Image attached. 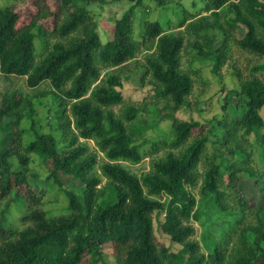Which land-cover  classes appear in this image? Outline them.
Here are the masks:
<instances>
[{"label":"trees","instance_id":"obj_1","mask_svg":"<svg viewBox=\"0 0 264 264\" xmlns=\"http://www.w3.org/2000/svg\"><path fill=\"white\" fill-rule=\"evenodd\" d=\"M51 1L57 4L58 12L44 8L37 0V14L19 28L14 8H0V76L26 77L30 89L43 82L50 87L30 96L17 90L3 94L0 127L8 118H28L34 138L18 154V164L27 165V154L35 153L44 160L51 159L55 171L78 179L84 187L79 193L63 189L69 212L48 217L37 207L40 198L25 173L14 171L7 161L9 152L0 148V202L13 194L27 207L21 217L24 227L17 231L3 226L5 211L1 212L0 264H96L105 253L114 257L115 264H264V137L260 135L264 126L260 114L264 81L257 77L241 80L240 102L230 106L224 118H215L206 134L194 137L188 144L198 123L171 116V146L179 151L152 160L147 173L137 177L118 163L137 164L142 159L140 145L134 139L138 130L131 131L125 124L136 118L138 109L124 105L121 92L122 74L130 71L128 64L136 54L151 51L141 63H133V70L149 75L156 94L170 102L174 111L180 109L187 104L192 89L190 76L180 69L186 39L195 52L194 59L213 60L214 67L226 58L225 49L231 40L240 49L263 57L264 0H201L207 15L184 19L179 25L183 31L176 33L165 32L157 21L146 22L141 40L133 37V15L146 0H97L99 5L121 1L131 4L114 21L112 38L106 43L100 41L96 17L89 8L95 0ZM147 1L160 7L167 4V0ZM50 16L54 25L49 35L56 40L47 47V33L38 21ZM35 30L46 49L39 58ZM238 30L240 38L235 35ZM251 70L264 77V64L253 65ZM44 96L57 102L56 127L52 132L39 133L34 129L35 101ZM120 104L123 108L117 116L112 108ZM218 130L222 132L218 141L221 155L228 157L210 161L197 201L190 191L196 185L195 169L208 136ZM80 140H92L103 155L99 170L106 182L100 186L92 172L96 156ZM251 145L256 149L258 168L253 166L248 150ZM239 174L257 183L253 198L247 197ZM22 187L25 192L20 191ZM259 194L261 205L257 207L259 202L254 198ZM163 196V201L156 199ZM253 208L257 210L253 223L241 226V218ZM161 214L160 230L180 245L178 251L172 252L156 240L154 222ZM210 214L228 228L239 230L235 249L227 251L224 235L216 237L209 227L202 236L205 252L191 238L194 229L190 222L208 224Z\"/></svg>","mask_w":264,"mask_h":264},{"label":"rangeland","instance_id":"obj_2","mask_svg":"<svg viewBox=\"0 0 264 264\" xmlns=\"http://www.w3.org/2000/svg\"><path fill=\"white\" fill-rule=\"evenodd\" d=\"M37 0H0V8L4 6H12L18 15L17 27L27 25L38 10L36 7ZM39 3L53 13L58 12L57 4L51 0H39ZM95 2L89 6L94 12L97 23V32L102 43H106L112 38L114 21L119 19L124 12L131 6L130 3L121 2H106L99 5ZM208 13L203 12V3L201 0H167L164 7L157 6L151 1H144L141 5L135 8L133 15V37L136 40H141L142 28L146 22L157 21L161 24L165 32L176 33L183 31L184 27L179 28V25L184 19H197ZM38 25L47 33V44L49 47L56 39L49 35L53 29L54 18L50 16L46 19L39 20ZM242 29V28H241ZM35 39L36 58L44 54L43 43L39 39V35ZM237 38L241 37V32H235ZM186 48L182 51L180 57V69L188 74L192 80L191 93L187 97V104L177 110H173L171 103L156 94L154 85L149 75H143V71L135 72L133 70L134 62L141 63L145 55L151 51H140L136 54L133 61L128 64L130 71L122 74L121 92L124 105H134L138 109L136 118L131 122H125L131 131L138 130L134 139L140 145L142 159L137 164H131L125 161H119L125 169L131 174L139 177L141 174L147 173L150 170L152 160L162 158L168 152L177 153L179 148H173L171 142L173 140L171 116L181 121H194L198 126L192 129V137L200 134H206L214 119L224 118V114L230 112V106L240 102L241 96L238 94L239 82L241 80L257 77L264 81V77L259 72H253L251 67L256 64H264V56H256L247 51L240 49L236 43L231 40L227 43L225 49L226 58L221 65L214 67L213 60H197L194 59L195 52L190 50L189 40L185 41ZM111 68L110 70H116ZM105 71L103 73H106ZM26 77L9 76L4 78L0 76V102L3 94L17 90L23 95H33L35 92H46L50 89L47 82L41 83L37 88L30 89L26 86ZM123 104L116 105L112 109L117 116H120ZM222 105H226V111H223ZM58 108L57 102L49 96H44L35 101L36 114L34 116V129L39 133L52 132L56 127L54 112ZM264 121V107L260 111ZM31 127V121L28 118L18 120L17 118H8L2 122L0 127V148H5L9 152L7 161L14 171H22L27 177L32 190L40 198V203L37 206L42 209L48 217L65 215L69 212L67 197L63 189H72L79 193L83 189L84 184L78 179H74L70 175L55 171L54 164L51 159L44 160L35 153H29L28 162L25 166L18 164L17 156L23 153L25 146L34 138V132ZM215 135H209L206 144L205 152L195 169L196 185L190 188V191L198 201L200 198L199 189L203 178V173L212 160L219 161L220 157L226 159L225 154L221 155V144L218 142L222 138L221 130H218ZM16 133V135H15ZM57 134V133H56ZM264 137V126L260 132ZM253 136H250L252 141ZM87 146V151L95 154L97 163L94 165L93 173L100 180V185L106 182V179L101 175L99 165L104 161L102 153L95 147L92 140H80ZM250 141V143H251ZM253 145L248 149L251 150V157L254 167L258 168V158L256 149ZM214 158V159H213ZM230 158V157H229ZM236 160V159H234ZM230 161L232 159L230 158ZM225 165H228L226 160ZM259 169V173L262 172ZM227 177V172L224 171V178ZM239 181L243 183L247 189V197L253 198L257 183L248 175L239 174ZM21 192H25L22 187ZM257 193V192H256ZM261 194L255 195V202L260 207ZM163 201L165 197H157ZM5 211L3 226L7 229L20 230L24 226L21 222V217L26 214V203L21 198H15L13 194L0 202V215ZM257 210L254 208L248 210L241 218V226H247L253 223V218ZM264 221V209L261 211ZM154 235L156 240L167 247L170 251L175 252L180 249V245L170 241L169 236L165 235L160 230V224L163 221V215L155 217ZM237 218V217H236ZM238 219V218H237ZM194 233L191 238L201 245V249L205 247L202 244V236L207 227L210 232L224 235L227 251L235 249L237 246V236L239 230L230 229L213 214L208 216V224L202 221H191ZM108 251L104 248V251ZM206 251L204 248L202 249ZM228 253V252H227ZM96 264H115V259L109 253L100 259Z\"/></svg>","mask_w":264,"mask_h":264}]
</instances>
